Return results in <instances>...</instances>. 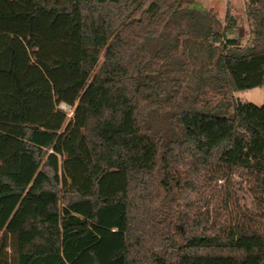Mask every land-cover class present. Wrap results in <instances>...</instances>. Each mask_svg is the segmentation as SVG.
<instances>
[{
    "label": "trees",
    "instance_id": "obj_1",
    "mask_svg": "<svg viewBox=\"0 0 264 264\" xmlns=\"http://www.w3.org/2000/svg\"><path fill=\"white\" fill-rule=\"evenodd\" d=\"M192 3L0 0V264H264V104L165 109L264 86V0Z\"/></svg>",
    "mask_w": 264,
    "mask_h": 264
},
{
    "label": "rangeland",
    "instance_id": "obj_2",
    "mask_svg": "<svg viewBox=\"0 0 264 264\" xmlns=\"http://www.w3.org/2000/svg\"><path fill=\"white\" fill-rule=\"evenodd\" d=\"M192 5L200 6L212 12L213 15L220 21L216 27L219 31H223L226 26L227 11L230 10L233 15L236 26L227 35L230 38H239L242 46H250L254 40L255 23L253 18L248 14L249 0H192ZM184 5H188L187 2ZM184 36H181L183 39ZM104 61V55L101 54L100 63ZM161 60L160 62H162ZM189 69H193V64L190 62ZM197 77L195 73H187L181 77V86L179 87L173 105H166L165 109L169 110L172 106H185L196 102L197 107L203 109H211L217 106L220 102L226 99L241 100L253 102L257 105L264 104V86L256 87L245 91H236L228 93V95H221L211 85H207L202 89H196ZM61 109L68 113L69 118L73 116L74 107L61 103ZM231 111L232 108L223 107L222 111ZM239 178H237L238 180ZM223 184V181H220ZM233 191H236L242 203H246L248 207L252 206L253 196L248 186L239 188L235 186ZM2 233H0L1 238Z\"/></svg>",
    "mask_w": 264,
    "mask_h": 264
}]
</instances>
